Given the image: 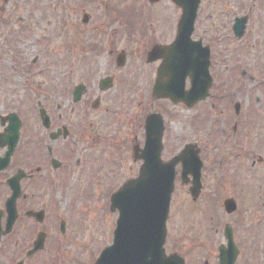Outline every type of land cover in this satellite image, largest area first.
I'll return each instance as SVG.
<instances>
[{
    "label": "flooded vegetation",
    "instance_id": "flooded-vegetation-1",
    "mask_svg": "<svg viewBox=\"0 0 264 264\" xmlns=\"http://www.w3.org/2000/svg\"><path fill=\"white\" fill-rule=\"evenodd\" d=\"M40 1L0 0V67L7 66L6 89L3 78L1 84L6 91L3 97L11 106L8 113H0V164L10 150L9 164L0 171V177L5 175L0 178V187L10 196L7 180L20 176L17 220H22L24 233L31 226L34 240L45 232L46 243L56 240L58 246L69 245L64 244L69 232L65 215L56 207L52 215L34 199L53 193L86 196L87 192H105L107 181H111L108 178L120 179L125 163H130L132 170L135 166L137 175L145 121L153 113L163 120V149L170 142L169 124L178 122L176 117L182 113L180 126L185 134L180 129V137L174 141L182 153L190 150L191 159L194 156L202 165V189L193 204L205 197L204 179L211 173L222 180L214 184L217 188L209 198L199 202L203 208L209 207L210 201L220 207L223 198L219 191H225L228 184L233 193L226 198L235 200V213L242 204L249 206L251 191L241 184L251 176L254 163L250 146L252 74L247 55L257 44H264L258 40L264 38V0H200L191 41H200L210 49L211 83L207 98L191 106L184 102L174 105L153 94L155 84L168 83V74L160 77L163 59L152 56L148 60V55L155 49L163 52L161 48L172 44L181 14L170 0H56L58 14L52 15V32L47 35L38 23L39 19L44 21ZM98 8L100 12L94 10ZM3 12L9 15L4 17ZM227 18L231 19L230 29L224 33L218 21ZM237 19L245 21L239 38L233 31ZM48 37L53 41L46 43ZM45 48L50 49L49 56ZM237 48L243 49L237 53ZM216 54L222 62L214 61ZM46 73L55 81L53 89L42 82ZM187 73L185 70L182 79L185 95L191 88ZM193 75L203 82L198 74ZM16 125L19 128L14 135ZM30 128V132L25 131ZM261 136L264 138V132ZM19 159L23 163L18 164ZM259 162L260 157L258 166L263 167ZM109 165L116 174L107 172ZM178 169L180 175L182 163L176 174ZM190 179L189 175L184 177ZM186 187L188 193L189 184ZM22 201H27L23 207L19 206ZM39 210H44L45 223L25 216ZM251 217L247 238L254 248L260 238L258 231L264 235V214L257 202L250 210ZM18 223L5 242L12 239ZM231 227L235 233L236 226ZM245 242L237 245L239 251L248 246Z\"/></svg>",
    "mask_w": 264,
    "mask_h": 264
},
{
    "label": "rangeland",
    "instance_id": "rangeland-1",
    "mask_svg": "<svg viewBox=\"0 0 264 264\" xmlns=\"http://www.w3.org/2000/svg\"><path fill=\"white\" fill-rule=\"evenodd\" d=\"M40 12L44 15V21H38L39 26L43 28L44 34H51L53 19L52 15L58 14V9L56 7V0H41L40 1ZM60 7L61 3H60ZM100 12V9H94ZM81 13V10L78 11ZM6 13V12H3ZM22 13V12H21ZM9 15V12L5 14L4 17ZM224 21L227 24L224 25ZM12 23V22H11ZM9 24L8 28L10 27ZM231 19L229 20H219L218 25L220 26V31L226 33L230 29ZM10 29V28H9ZM227 35V34H225ZM256 38V35H254ZM0 39L1 34H0ZM53 41L52 37H48L46 43ZM253 40V37H252ZM258 40H263L264 38H259ZM54 47V46H53ZM260 47V48H257ZM243 49V48H242ZM242 49L237 48V53H240ZM54 51V48H52ZM236 53V57L240 58V55ZM51 54L50 49L45 48V55L49 56ZM3 53L0 52V56ZM247 58L251 61V74L252 82L250 84L251 88V113H250V128H251V140L250 146L252 148L254 165L252 167L251 176L247 177L246 181H241L242 185H245L246 189H250V196H247L248 202L250 203L248 207L242 204L243 212L239 209L236 213L226 215L220 207L215 206L213 201H210L209 207L203 208L200 201H205V199L210 197V192L215 190L214 184H218L221 178H218L217 174L211 173L205 177V197L200 198L195 204L192 203L189 194L186 192V186L180 184V177L178 173L174 181V190L171 195V208L169 213V218L166 223V241H165V252L178 253L184 260H187L186 264H203L204 261L207 264H217V248L220 244H224L225 240L223 238L222 232L225 224H232L235 227V241L238 244L245 242L244 254L241 255L243 258L236 260L235 264H264V235L261 237V231H258L260 238L258 239L257 245L250 244V238L245 237L249 235L251 228L247 230V226L252 221L250 218V210L255 202L262 204L264 201L258 200L259 198L264 200V165L263 167L256 168L259 157L261 158V164H264V156H256L258 153H264V142L262 141L261 133L264 132V84L260 85L261 76L264 74V44L251 50L247 55ZM223 58L219 55H215L214 61L222 62ZM3 68L0 67V113H8L11 106L8 105V99L3 97V84H1V79L3 78L5 83V89L7 82L5 80L7 66L2 64ZM51 74L46 73L42 82L44 84H49L50 88L53 89V83L55 82L51 77ZM256 79V81L254 80ZM264 82V77L262 78ZM47 87V86H46ZM52 93L54 91L51 90ZM51 102V100L49 101ZM181 114L176 117V121L172 122L168 126L167 137L170 142H166L165 148L162 152V160L167 161L170 156H173L180 148L175 143L174 137L177 139L180 137L179 130L181 129V134H185L181 124ZM28 128V127H27ZM183 130V131H182ZM30 132V129L25 130ZM177 133V135H176ZM262 144V147L260 148ZM254 150V151H253ZM23 163L21 159L18 160V164ZM123 166L119 164V168ZM11 168L14 169L12 166ZM130 163H125L120 179L108 178L111 181H107V190L94 191L90 193H84L87 196H72L68 194L65 196L63 193L61 195L53 193V195L48 194V196H43L34 199L35 203H38L39 207H46L51 214L53 213V207L58 208L63 215L68 220L69 232L67 236L66 252L60 249L62 257L66 259L63 260L65 264H94L95 259L98 257L100 250L111 243L112 232L115 227V221L117 218L116 213H110L108 210V198L109 194L107 191L118 188L127 179L131 178L134 174L133 170L130 169ZM255 168V169H254ZM254 170V171H253ZM107 172L116 174L117 170L112 167V165L107 166ZM214 173V171H212ZM262 174V175H261ZM134 176H136L134 174ZM4 178L5 175L0 178ZM113 180V181H112ZM248 185V187H247ZM225 191L220 190V197L225 199L228 196H232L233 187L229 184L227 185ZM239 189L241 186L239 185ZM256 193V194H255ZM8 197L7 190L5 187H0V209H3V204ZM27 201H22L19 206H24ZM244 206V207H243ZM261 212L264 214V207H261ZM198 209V210H197ZM201 210V212L199 211ZM53 215V214H52ZM241 222H240V221ZM17 231L15 232L12 239L8 242L0 241V264H15L19 259H23L26 250L32 247V240L34 236L32 234L33 228L28 226L26 233L23 232L25 227H22V220H17ZM4 222V218L2 223ZM241 223V224H240ZM52 224V222H51ZM262 225V224H261ZM264 230V221H263ZM49 228V227H47ZM245 232V235L243 232ZM245 238V239H243ZM17 241V243H15ZM243 241V242H241ZM9 243L11 245H9ZM47 251H42L35 254L34 257L29 258L25 264H53V257L55 255L57 243L56 240L48 241ZM14 247V249H10ZM243 251H241L242 253ZM246 252V253H245Z\"/></svg>",
    "mask_w": 264,
    "mask_h": 264
},
{
    "label": "water",
    "instance_id": "water-1",
    "mask_svg": "<svg viewBox=\"0 0 264 264\" xmlns=\"http://www.w3.org/2000/svg\"><path fill=\"white\" fill-rule=\"evenodd\" d=\"M171 1L181 10V17L173 44L165 48L164 52H159L155 49L149 54V60L152 56H160L163 59V64L159 71L160 77L164 73L168 74V83H157L153 94L156 98H168L175 104L184 102L191 106L197 100L205 99L209 85L208 77L204 79L203 85L200 83L193 84V92L190 90L191 94L200 95H196V99L191 101L181 91L182 86L180 84V71L182 65L186 62L184 58L186 53L189 57L187 62L190 63L188 67L189 74L196 66L198 73L203 71L207 75L209 53L206 48L196 52L198 53L196 60L191 62L190 59L194 50L190 46L189 37L192 32L199 0ZM244 22L242 19L236 21L234 30L237 36L241 35ZM187 44H189L188 48H186ZM199 88L202 91L201 93L198 91ZM153 118L154 116L150 117L151 120L145 127V147L140 155L144 163L140 168L138 177L126 182L111 198L110 211H118L113 243L101 253L96 264H183V261L176 255L166 257L163 249L166 236L165 222L169 210L170 196L173 191L174 167L179 162L182 163L183 180L187 174H191L193 186L190 188V193L195 199L200 188V163L198 160L195 161L196 158L194 156H192L193 160H190V150L184 151L168 163H163L160 160L163 127L158 117L155 119L156 122L152 123ZM13 134L17 135V126L13 128ZM9 154L10 150L6 153L3 161L8 160ZM16 182H18V178L13 181L15 183L13 195L5 204L8 220L3 234L10 231L16 218L15 200L18 195ZM232 207L231 202H225L227 212H231L233 210ZM37 215L33 214L35 217ZM224 235L228 241L227 249L220 248L219 264H234L236 250L232 244V235L229 227H226ZM38 244L39 247L42 245V238Z\"/></svg>",
    "mask_w": 264,
    "mask_h": 264
}]
</instances>
